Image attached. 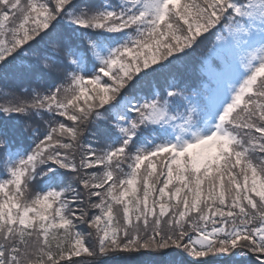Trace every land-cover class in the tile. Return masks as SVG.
<instances>
[{
	"label": "snow or ice",
	"instance_id": "obj_1",
	"mask_svg": "<svg viewBox=\"0 0 264 264\" xmlns=\"http://www.w3.org/2000/svg\"><path fill=\"white\" fill-rule=\"evenodd\" d=\"M0 97V264H264V0H0Z\"/></svg>",
	"mask_w": 264,
	"mask_h": 264
},
{
	"label": "trees",
	"instance_id": "obj_2",
	"mask_svg": "<svg viewBox=\"0 0 264 264\" xmlns=\"http://www.w3.org/2000/svg\"><path fill=\"white\" fill-rule=\"evenodd\" d=\"M0 100H2V97H0ZM79 259H86V256H82V257H80ZM142 259H146V258H142ZM191 259H193V260H196V259H211L210 257H204V258H191Z\"/></svg>",
	"mask_w": 264,
	"mask_h": 264
}]
</instances>
